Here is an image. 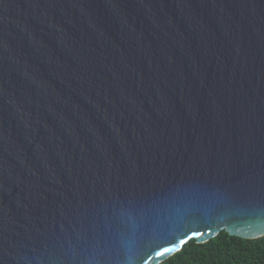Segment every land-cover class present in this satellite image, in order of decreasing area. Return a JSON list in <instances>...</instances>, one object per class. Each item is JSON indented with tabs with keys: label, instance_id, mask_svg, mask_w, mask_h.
<instances>
[{
	"label": "water",
	"instance_id": "95a60500",
	"mask_svg": "<svg viewBox=\"0 0 264 264\" xmlns=\"http://www.w3.org/2000/svg\"><path fill=\"white\" fill-rule=\"evenodd\" d=\"M222 230L264 235V0H0V264Z\"/></svg>",
	"mask_w": 264,
	"mask_h": 264
},
{
	"label": "trees",
	"instance_id": "16d2710c",
	"mask_svg": "<svg viewBox=\"0 0 264 264\" xmlns=\"http://www.w3.org/2000/svg\"><path fill=\"white\" fill-rule=\"evenodd\" d=\"M159 264H264V235L246 239L222 230L203 243L192 238Z\"/></svg>",
	"mask_w": 264,
	"mask_h": 264
},
{
	"label": "snow or ice",
	"instance_id": "6c2138e0",
	"mask_svg": "<svg viewBox=\"0 0 264 264\" xmlns=\"http://www.w3.org/2000/svg\"><path fill=\"white\" fill-rule=\"evenodd\" d=\"M195 235V234H194ZM183 243H185V241H181V244H183ZM168 251H170V249H168V248H165L164 249V252H168ZM162 254V253H161Z\"/></svg>",
	"mask_w": 264,
	"mask_h": 264
}]
</instances>
